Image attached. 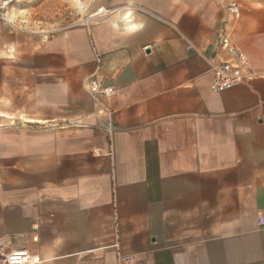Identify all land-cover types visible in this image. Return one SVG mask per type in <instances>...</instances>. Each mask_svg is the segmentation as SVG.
Wrapping results in <instances>:
<instances>
[{
	"label": "crops",
	"instance_id": "obj_1",
	"mask_svg": "<svg viewBox=\"0 0 264 264\" xmlns=\"http://www.w3.org/2000/svg\"><path fill=\"white\" fill-rule=\"evenodd\" d=\"M221 29L257 76L213 93L203 57L217 55ZM98 57L114 90L110 134L83 89ZM259 217L264 0L0 9V264L15 250L117 264L115 245L134 264H264Z\"/></svg>",
	"mask_w": 264,
	"mask_h": 264
},
{
	"label": "built area",
	"instance_id": "obj_2",
	"mask_svg": "<svg viewBox=\"0 0 264 264\" xmlns=\"http://www.w3.org/2000/svg\"><path fill=\"white\" fill-rule=\"evenodd\" d=\"M12 0L2 1L0 9H5ZM228 12L233 15L235 19L239 18V11L236 4L232 3L228 7ZM218 53H225L227 58L225 60H218L217 55L214 58L203 57L204 61L209 65L212 73V81L210 90L213 93H222L246 84L257 76L251 69L245 54L240 51L232 42L230 35L226 30L221 29L218 35L217 43ZM97 68L94 73L83 80V89L97 105L99 113L106 118L107 131L112 132V111L107 105L106 100L113 94L114 90L110 87L101 85L97 78V72L101 63L100 58L96 59ZM258 223L264 226V217H259ZM33 238V241H36ZM117 255V264H134L135 258L131 255H124L120 252L118 245L114 246ZM40 257L27 250L11 251L3 257V264H40Z\"/></svg>",
	"mask_w": 264,
	"mask_h": 264
}]
</instances>
